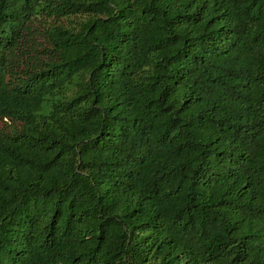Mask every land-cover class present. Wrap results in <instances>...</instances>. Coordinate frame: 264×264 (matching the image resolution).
<instances>
[{
    "label": "trees",
    "instance_id": "trees-1",
    "mask_svg": "<svg viewBox=\"0 0 264 264\" xmlns=\"http://www.w3.org/2000/svg\"><path fill=\"white\" fill-rule=\"evenodd\" d=\"M0 264H264V0H0Z\"/></svg>",
    "mask_w": 264,
    "mask_h": 264
}]
</instances>
